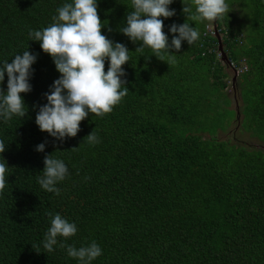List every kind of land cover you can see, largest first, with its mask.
Masks as SVG:
<instances>
[{"label": "trees", "instance_id": "trees-1", "mask_svg": "<svg viewBox=\"0 0 264 264\" xmlns=\"http://www.w3.org/2000/svg\"><path fill=\"white\" fill-rule=\"evenodd\" d=\"M73 2L0 0V64L25 50L37 55L32 90L20 94L25 117L0 118L6 143L0 162L8 169L0 193V264H80L60 244L80 248L92 241L102 254L91 264H264V0H232L242 9L240 22L226 15L193 21L182 0H173L175 15L160 17L169 44L178 35L170 32L173 23L188 22L199 39L170 49V65L148 47L136 52L142 41L120 31L132 0H97L102 34L129 49L121 77L129 91L110 113L89 112L77 135L61 141L35 122L61 73L28 33L50 26L57 9ZM184 2L195 14L192 0ZM228 61L245 66L231 79L234 86L237 78L238 111L228 107ZM7 79L5 72V92ZM237 113L239 131L262 144L218 137ZM92 131L99 142H88ZM41 143L43 152L36 150ZM49 154L69 170L56 185L59 195L37 179ZM49 212L78 229L58 237L52 252L43 248Z\"/></svg>", "mask_w": 264, "mask_h": 264}, {"label": "clouds", "instance_id": "clouds-1", "mask_svg": "<svg viewBox=\"0 0 264 264\" xmlns=\"http://www.w3.org/2000/svg\"><path fill=\"white\" fill-rule=\"evenodd\" d=\"M183 13L193 21L197 19L217 22L228 16L230 10L225 0H192V5L182 0ZM173 0H132L134 10L126 16V26L120 31L135 43L142 41L136 52L143 55L148 47L152 53L168 65L175 60L170 49L179 51L182 41L193 45L199 39V31L188 22L170 26L173 34L171 44L168 35L163 31L164 22L160 17L169 18L175 15L174 9H169ZM97 0H74L65 3L57 9L58 15L53 16L50 26L42 30L29 29V40L40 41L41 49L49 54L61 76L50 86V93H45L47 103L39 107L35 122L41 131L48 132L52 137L63 141L66 137H75L80 130V122L89 112L96 116L110 113L113 107L120 103L128 94L126 76L123 65L130 60L129 49L122 43L113 42L102 34V23L98 15ZM111 31V29H109ZM147 56L146 58H149ZM37 55L23 51L14 55L11 63L5 60L0 64V82L7 73V91L0 89V118L5 122L13 116L25 117L27 107L21 93L32 90L29 78L32 75V65ZM109 67L105 71V60ZM122 85L123 90H121ZM89 143H97L94 131L87 135ZM75 148V147H74ZM6 149V143L0 140V153ZM45 143L36 146L43 152ZM0 162V193L6 186L7 162ZM43 176L38 177V183L47 192L60 194L56 186L69 174L66 164L51 154L44 158ZM51 226L45 234L43 248L46 252L54 251L58 237L65 239L74 236L78 229L75 223L69 222L59 213H48ZM34 247V246H33ZM66 247L67 255L77 258L80 264H91L102 254V249L95 241L80 248L75 245L60 244ZM39 252V251H38ZM45 252V253H46Z\"/></svg>", "mask_w": 264, "mask_h": 264}, {"label": "rangeland", "instance_id": "rangeland-1", "mask_svg": "<svg viewBox=\"0 0 264 264\" xmlns=\"http://www.w3.org/2000/svg\"><path fill=\"white\" fill-rule=\"evenodd\" d=\"M225 2L232 7H229L231 11H229L228 13V17L232 20H238V22H240L241 20V13H242V9L238 8L237 3H233L231 4L232 0H225ZM241 3V2H240ZM243 5V2H242ZM243 15V13H242ZM227 16V15H226ZM245 19V14L243 16ZM218 35V32H217ZM228 76H227V87L225 88V92L228 94V97L230 98V105L228 106L230 109H236V111L239 110L240 108V100L237 96L238 93V85H237V78L235 80L234 86H232V77L234 76V72L229 69V68H225ZM236 77V76H235ZM240 115L239 113L236 114L235 118H233L230 123L229 126L226 127L223 131H219L218 132V137L219 138H224V139H237L240 140L242 143H252V141L256 142L257 144H262L261 142H259L257 139L252 138L248 133H243L241 131H239L240 129V124L239 119H240Z\"/></svg>", "mask_w": 264, "mask_h": 264}, {"label": "built area", "instance_id": "built-area-1", "mask_svg": "<svg viewBox=\"0 0 264 264\" xmlns=\"http://www.w3.org/2000/svg\"><path fill=\"white\" fill-rule=\"evenodd\" d=\"M205 31L208 32V33H210V35L218 36L217 35V31L215 30V27H213L211 25H207ZM228 65L233 70V72L236 73V74L245 69V66H243V67H241V66L236 67L235 64L233 62H230V61H228Z\"/></svg>", "mask_w": 264, "mask_h": 264}]
</instances>
